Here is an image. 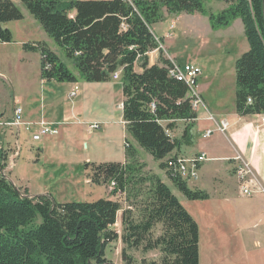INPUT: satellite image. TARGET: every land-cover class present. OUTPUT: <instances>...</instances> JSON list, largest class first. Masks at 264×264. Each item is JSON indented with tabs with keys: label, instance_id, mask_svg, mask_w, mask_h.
<instances>
[{
	"label": "trees",
	"instance_id": "trees-1",
	"mask_svg": "<svg viewBox=\"0 0 264 264\" xmlns=\"http://www.w3.org/2000/svg\"><path fill=\"white\" fill-rule=\"evenodd\" d=\"M206 1L21 0L77 70L69 68L47 43H24L26 51L41 53L44 80L102 82L120 71L123 118L136 144L126 140L125 162L91 163V181L106 185L114 180L131 208L123 211L119 235L115 224L122 204L118 199L59 202L51 194L32 196L28 188L21 191L2 172L8 153L0 148V264H113L106 249L118 238L129 247L160 249L161 261L150 264H200L197 221L160 176L143 174L145 164L138 153L141 148L165 168L167 158L182 142L169 130L178 120L197 117L187 83L169 76L172 61L164 57L163 38L153 32L164 10L201 13L213 28L242 19L250 47L236 61V111L241 116L264 114L263 0H221L227 7L218 12L208 11ZM24 17L13 0H0V42L13 41L5 23ZM155 49L162 65L150 64L149 53ZM162 121L169 123L164 126ZM191 128L192 122L183 138ZM170 180L189 200L209 198L178 176ZM159 223L162 231L154 236ZM122 258H130L125 248Z\"/></svg>",
	"mask_w": 264,
	"mask_h": 264
},
{
	"label": "rangeland",
	"instance_id": "rangeland-1",
	"mask_svg": "<svg viewBox=\"0 0 264 264\" xmlns=\"http://www.w3.org/2000/svg\"><path fill=\"white\" fill-rule=\"evenodd\" d=\"M13 1L25 17L22 20L5 23L12 32L13 41L0 42V111L4 112L6 117H10L14 97L16 96L15 106L25 107L31 100V96L28 95H32V91H36L39 101H41V95L45 97L48 94L50 97L51 93L43 92V83H45L52 87L55 95L61 99H67L66 107H71L72 101L75 104L80 97H86L84 105L93 110L92 113L89 112L90 115L89 113L86 115L96 117L103 122V125L99 129L90 131L88 124L69 126L68 130H66L67 126L59 125L60 132L57 135H47L39 142L32 140L33 131L22 128L18 138L21 144L19 154L12 160L14 163L10 172V157L2 172L16 187L21 186L19 187L21 191L28 187L33 195L49 193L59 202L95 201L99 198H109L110 195L104 187H98L97 184L94 186L90 182L91 163L122 160L125 155L126 140L133 139L123 122V110L120 106L124 101L123 81L119 77L102 82L84 80L48 82L45 80L46 82L41 83L40 54L38 51H26L23 47L26 42L34 40L36 41L31 44L37 41L46 42L64 62L68 63L69 68L76 73L77 70L65 57L63 47L47 34L21 0ZM219 4L227 5L221 0H208L205 2V7L210 12H218L221 10L218 7L221 6ZM166 12L164 10L165 14ZM169 15L163 18L161 23L158 22L152 26L153 30L155 29L154 33L162 36L174 22L175 28L172 31L174 38L170 39L174 41L172 46L177 47L179 53L187 51L184 53L186 55L184 62L194 63V56L202 60L203 76L213 83L211 94L219 92V95L224 96V104L230 106V99H233L236 91V61L250 47L245 32L241 34V29L244 27L242 19L241 26L240 24L232 26L233 36L227 40L221 38L225 36L224 29L230 26L213 28L209 21L207 27L206 22L199 21L186 12ZM166 45H168L167 40ZM136 68L140 67L136 65ZM71 83H77L81 89H84L72 100L68 98ZM88 85H92L93 88L88 90V87L85 88ZM200 111H203L202 107ZM202 126L198 123L190 131L191 138L194 139V150L214 144L218 153H231L226 136L221 132H215L210 138L202 139L200 136ZM16 135L15 128L7 129L4 134H1L0 128V145L5 148L12 147L16 151ZM138 159L145 164L143 174L155 173L154 171L162 168L144 150H139ZM104 186L107 191L117 193L120 197L117 194L115 196L121 201L122 207H127L128 202L125 200L124 193L119 194V190L109 188V184ZM171 188L199 225L200 264H264V216L261 212V203L256 200L257 198L239 194L238 189H235L228 198L216 196L210 199L189 200L174 185ZM133 211L135 218H138L136 208ZM254 213L260 221L258 224L252 222V226H248L247 222L253 219L250 214ZM117 228L121 235L123 227L119 225ZM161 231L162 224L159 223L154 228L153 235L157 236ZM231 245L233 251L227 248ZM124 248L130 257L126 261L122 258ZM106 256L113 264H150L160 262L163 254L160 249L144 250L142 246L129 247L121 238H118L108 245Z\"/></svg>",
	"mask_w": 264,
	"mask_h": 264
},
{
	"label": "crops",
	"instance_id": "crops-1",
	"mask_svg": "<svg viewBox=\"0 0 264 264\" xmlns=\"http://www.w3.org/2000/svg\"><path fill=\"white\" fill-rule=\"evenodd\" d=\"M219 5H221V6H218L220 7L221 10L227 7V5L225 4H219ZM169 14L170 13L166 12V14L164 15V18L170 16ZM189 15L195 17V19H198L199 21L206 22V26L208 27V24H209L208 16L203 15L198 12L189 14ZM240 22H241L240 18L235 19V21L230 25V27L224 29L225 36L221 39L230 40L233 36L232 26H236L237 24H240L241 26ZM174 28H175V24L174 22H172L169 29L166 32H164L162 36H158L155 34L156 36L163 38L161 47L164 51V57L171 60L172 63L173 62H177L180 64L190 63V62L183 61V59L186 58V55H184V53H186L187 51H183L179 53V49H177V47L175 46H172V43L174 41L170 39L174 38V34L172 32ZM161 29H162V25H161ZM154 31L155 29L153 30V32ZM219 34L220 32L218 33V35ZM241 34L242 35L244 34V27L241 29ZM166 40H167L168 45H166ZM34 41H29V42H34ZM38 53L40 54V62H41V53L40 52ZM159 56H160V53L158 50L151 51L149 53L150 64L153 65L155 63H158L162 65L161 63H159ZM201 61L202 60L194 56L193 57L194 63L192 64H195L201 67L202 69V74L198 82V88L204 100V105L202 106L203 111H200V108H201L200 107L196 111L197 113L196 118H194L191 121L178 120L176 122L175 128L172 130H169V134L172 137L178 138L179 140L182 141L179 144V146L171 153L169 157L171 156L193 157L201 153L207 154L208 156L207 161H205V163L201 166V169H200V177L197 180L188 181V186L190 188L200 189L208 193L209 198L207 199H210L216 196L220 198L231 197V194L232 192L235 191V189H238L239 194L241 193L238 177H237V174H235L236 173L235 158L237 156H241L243 159L248 161L251 167V173H252L251 177L257 180L260 186L264 190V123L262 121V117L264 114H249V115H244V116L239 115L236 111V91L233 95V99L232 100L230 99V106H227V104H224V101H225L224 96L219 95V92L215 94H211L213 83L208 78H205L203 76L204 73H203ZM136 71L141 72L142 69L136 68ZM40 76H41V72H40ZM41 79H42L41 83L46 82L42 77ZM71 85L72 86L70 87V91L68 93V98L70 100L74 99L76 96L80 94V92L84 91V89L83 88L81 89L77 83H71ZM85 88L89 90V88L91 89L93 88V86L88 85ZM43 92H49L51 93V96L48 97V94H47L45 97H42L41 95V101H39L36 96V91H32V95L30 94L28 95L29 97L31 96L30 97L31 100L28 104L25 105V107L15 106V99H16V96H15L13 99L12 113L10 117H6L4 112L0 111V115H3L0 117L1 134H4V132L9 128H15L17 130L16 140H15L16 141L15 145L17 146L16 151H14L12 147L5 148L4 146L0 145V148H4L8 152V158L10 157L11 166H9V172L12 169V166L14 163V161L12 160H14L16 156L19 154V149L21 147V144L18 142V138H19L20 131L22 130V128H24L26 131H31V132L33 131L32 140L34 142H39V140L36 141L33 139V135L39 132L42 125H47V126L57 129V133L51 134V136L57 135L60 132L59 125L67 126L66 130H68L70 129L69 126L88 124L89 131L91 130L89 126L92 123H100L101 125H103V122L96 119V117L92 118L86 115L89 112L91 113L93 112V110L91 111V108L88 109L84 105V102L86 101V97H80L79 100H77L75 104H74V101H72L73 105L71 107L69 106L66 107L65 101L67 99L65 98L61 99L60 97L55 95V92L50 85L43 83ZM73 92H75L76 94L72 95ZM24 98H27V97H24ZM123 100H124V97H123ZM120 106L123 107V102ZM15 107L22 108L23 118L21 122L18 124V126H14V125L7 126L5 125V123L13 120ZM123 122L126 125V121L124 120V118H123ZM191 122H192L193 129L198 123H201V125H203L201 127L202 132L200 133V136L202 137V139L210 138L215 132L223 133V135L226 136L229 146L231 147V153H218V151L216 150L217 147L214 146V144L210 146L209 145L204 146L201 149L194 150L193 149L194 139L193 137L191 138V134L189 133L188 137L183 138L184 131L187 125ZM223 122L226 123V128L224 131L220 129ZM161 123L164 126H166L169 123V121H162ZM208 130L211 131V134L207 137H203L204 134ZM45 136L47 135L42 136V139ZM133 140L134 139H132L131 142L133 144H136L135 140L134 141ZM139 150H142V149L139 148ZM125 152H126V142H125ZM125 160H126V154L124 155V158L122 160H106L103 162H125ZM157 163L159 165L160 161H157ZM154 172L155 174L160 176L162 180L166 184H168L170 187L173 186L171 181H169L170 179L168 178L164 168H159V171H154ZM230 172L232 174H230ZM90 182L94 186H97L91 181V179H90ZM190 183H192V185H190ZM98 187H104L106 192L110 195L109 197L110 199L112 200L117 199V197L113 195V193H111L110 191H107L106 186L99 185ZM29 193L30 195L33 196L30 190H29ZM43 194H49V193H43ZM35 195H40V194H35ZM250 198H257L256 200H258L261 203V212L263 213V216H264V191L258 192L254 196H251ZM126 208H131V207L127 205V207H122V209L118 212L117 222L115 224V229L117 232H119L118 231L119 229L117 228V226L120 225V227L121 226L123 227L122 214H123L124 209ZM255 215H256L255 213L253 215L250 214V216H252L253 219H251L250 222H247L248 226L249 225L252 226V222H257V224L259 223L260 218L257 219ZM231 247L232 245L227 248L233 251Z\"/></svg>",
	"mask_w": 264,
	"mask_h": 264
},
{
	"label": "built area",
	"instance_id": "built-area-1",
	"mask_svg": "<svg viewBox=\"0 0 264 264\" xmlns=\"http://www.w3.org/2000/svg\"><path fill=\"white\" fill-rule=\"evenodd\" d=\"M120 71L113 74V79H118L120 75ZM168 74L171 77L176 78L180 81H185L189 87L188 96L191 99V104L193 110L196 112L200 107L204 105L203 97L201 96L198 88L199 78L202 74L201 67L192 64V63H184L180 64L177 62H173L172 65L168 67ZM76 93L73 92L72 95ZM152 107H155V104H152ZM23 118V112L21 107L14 108V117L10 122L5 123L7 126H18ZM262 121L264 123V115L262 117ZM100 123H92L90 124V129H99L101 128ZM226 123L223 122L221 125V130H225ZM57 129L52 128L47 125H42L39 132L33 135V139L36 141H40L42 136L56 134ZM211 134V131L208 130L203 137H207ZM207 154L201 153L197 154L193 157H183V156H171L166 160L165 172L169 179L173 177H180L186 181L197 180L200 177V169L201 166L207 161ZM235 168L236 174L239 181L240 192L246 196H254L258 192L264 191L260 186L259 182L251 177V167L248 161L243 159L241 156H237L235 158ZM111 189H117V183L113 180L109 183ZM118 193H123L122 191H118ZM117 194V193H116ZM118 195V194H117ZM119 196V195H118Z\"/></svg>",
	"mask_w": 264,
	"mask_h": 264
},
{
	"label": "water",
	"instance_id": "water-1",
	"mask_svg": "<svg viewBox=\"0 0 264 264\" xmlns=\"http://www.w3.org/2000/svg\"><path fill=\"white\" fill-rule=\"evenodd\" d=\"M263 17H264V0H263Z\"/></svg>",
	"mask_w": 264,
	"mask_h": 264
}]
</instances>
